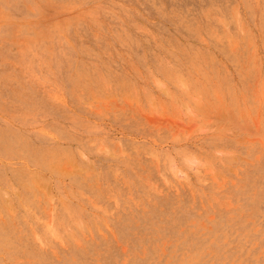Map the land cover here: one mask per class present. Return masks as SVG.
Returning a JSON list of instances; mask_svg holds the SVG:
<instances>
[{
  "label": "rangeland",
  "instance_id": "374dc122",
  "mask_svg": "<svg viewBox=\"0 0 264 264\" xmlns=\"http://www.w3.org/2000/svg\"><path fill=\"white\" fill-rule=\"evenodd\" d=\"M0 264H264V0H0Z\"/></svg>",
  "mask_w": 264,
  "mask_h": 264
}]
</instances>
